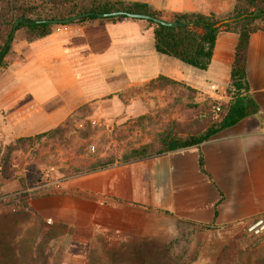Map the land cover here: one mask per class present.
Wrapping results in <instances>:
<instances>
[{
	"label": "crops",
	"instance_id": "obj_1",
	"mask_svg": "<svg viewBox=\"0 0 264 264\" xmlns=\"http://www.w3.org/2000/svg\"><path fill=\"white\" fill-rule=\"evenodd\" d=\"M116 1L147 4L169 21L175 13L227 17L235 0ZM153 29L146 20L97 18L56 25L51 34L32 42L17 38L7 57L8 66L0 70V130L4 142L50 131L79 107L109 96L114 102L116 92L129 91L160 76L193 89L199 103H213L216 87L228 92L223 104L233 99L230 72L238 41L236 32L217 35L207 69L199 70L158 53ZM245 73L247 94L258 105L257 114L197 147L118 162L64 180L66 196L77 191L71 194L83 193L87 196L83 203L94 204L90 212L83 207L78 212L73 204L57 214L67 227L68 246L89 248L90 240L109 239L113 232L120 234L124 220L137 223L131 212L135 208L150 218L167 214L204 225L213 222L217 227L263 215L264 29L249 37ZM200 155L208 176L199 170ZM50 173V183L60 182L54 177V168ZM69 186L73 191L68 192ZM76 227L88 233L83 236L74 230ZM120 238V242L129 240L125 235Z\"/></svg>",
	"mask_w": 264,
	"mask_h": 264
},
{
	"label": "rangeland",
	"instance_id": "obj_2",
	"mask_svg": "<svg viewBox=\"0 0 264 264\" xmlns=\"http://www.w3.org/2000/svg\"><path fill=\"white\" fill-rule=\"evenodd\" d=\"M232 14L233 10L227 17H215L220 21ZM254 25L264 29V20ZM17 38H24L22 30L13 42ZM110 99L79 107L58 126L64 130L53 136L44 132L28 137L30 142L20 144L18 138L5 143L0 130V261L22 260L31 248L49 255L50 261L61 258V264H264V234L255 236L247 230L264 214L217 227L167 214L150 218L135 208L131 212L137 223L124 220L120 234L90 240L89 248L68 246L67 227L57 214L73 204L78 212L94 207L83 203L87 197L83 193L72 195L77 191L71 192V186L66 196L64 180L84 175H73L74 169L108 156L121 162L125 152L152 142L170 123L184 129L212 105L197 102L195 93L183 86L158 81L118 91L116 101ZM50 168L60 182L50 183ZM74 230L88 233L85 228ZM121 235L129 240L120 242Z\"/></svg>",
	"mask_w": 264,
	"mask_h": 264
},
{
	"label": "trees",
	"instance_id": "obj_3",
	"mask_svg": "<svg viewBox=\"0 0 264 264\" xmlns=\"http://www.w3.org/2000/svg\"><path fill=\"white\" fill-rule=\"evenodd\" d=\"M115 11L150 14L159 17V13L151 9L149 5L139 2L116 0H0V33L2 34L0 37V70L8 66L9 60H7V57L10 54L11 45L17 31L22 30L24 40L32 42L51 34L56 26L39 23L41 20L64 19L81 13H92L88 17L76 20V22H82L97 19V13ZM231 17L234 18L233 22L223 24L220 27L214 26L219 21L217 17L201 13L173 14L169 21L175 22L176 27H166L148 21L154 27V46L158 53L176 58L199 70L207 69L217 35L222 31L236 32L238 41L230 72V89L235 92V95L229 103H221V112L218 118L214 119L206 116L194 119L191 125L189 124L184 129L178 128L175 123H170L161 133L155 135L152 142L125 152L121 156V162L197 147L224 129L258 113V105L247 94L249 86L245 73V61L249 37L252 33L261 29L254 24L257 20H264V0H236ZM115 19L119 18L112 17L104 20L112 21ZM18 20V24L14 26V23ZM156 81L172 86H183L193 94L195 93L193 89L162 76L152 82ZM63 128L57 127L43 135L53 136L64 130ZM30 141L31 138H20L17 143ZM114 163L115 158L113 156L98 158L95 161L85 162L81 168L74 169L72 174L80 175L95 172L111 167ZM198 165L200 172L208 176L204 170L201 155L198 159ZM216 206L217 204L215 208ZM0 264H61V258H53L50 261L49 255L37 253L28 248L24 259L9 263L0 261Z\"/></svg>",
	"mask_w": 264,
	"mask_h": 264
},
{
	"label": "water",
	"instance_id": "obj_4",
	"mask_svg": "<svg viewBox=\"0 0 264 264\" xmlns=\"http://www.w3.org/2000/svg\"><path fill=\"white\" fill-rule=\"evenodd\" d=\"M90 15H92V13L87 12V13L78 14V15L73 16V17L64 18V19H45V20L39 21V23L50 24V25H65V24H68L72 21H76L78 19H82V18L88 17ZM96 17L100 18V19H108V18H112V17H114V18L126 17L129 19L151 21L157 25H162V26H166V27H176L175 22L166 21V20H164L160 17L154 16V15L130 13L127 11H115V12H110V13H97ZM233 21H234V18L223 19V20L218 21L214 26L220 27L223 24L231 23ZM18 22H19V20L14 23V26H16L18 24Z\"/></svg>",
	"mask_w": 264,
	"mask_h": 264
},
{
	"label": "built area",
	"instance_id": "obj_5",
	"mask_svg": "<svg viewBox=\"0 0 264 264\" xmlns=\"http://www.w3.org/2000/svg\"><path fill=\"white\" fill-rule=\"evenodd\" d=\"M215 100L213 101L210 110L207 113H203L201 117L210 116L214 119L219 117L221 112V103L223 99L227 98L228 92L224 87H216L214 89ZM93 148V147H92ZM248 232L252 235L259 236L264 234V217L255 219L247 228Z\"/></svg>",
	"mask_w": 264,
	"mask_h": 264
}]
</instances>
